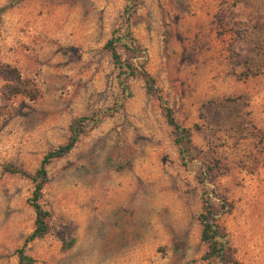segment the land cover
Masks as SVG:
<instances>
[{"label": "rangeland", "instance_id": "rangeland-1", "mask_svg": "<svg viewBox=\"0 0 264 264\" xmlns=\"http://www.w3.org/2000/svg\"><path fill=\"white\" fill-rule=\"evenodd\" d=\"M126 4L0 0V65L34 96L9 95L0 77V264H17L34 217L32 182L2 166L33 175L79 117L99 119L45 166L38 202L48 229L23 248L33 264H264V0H135L126 23L133 62L161 100L128 77L115 110L117 70L103 44L125 29ZM163 102L196 148L185 167ZM203 186L231 203L219 217L221 259H203Z\"/></svg>", "mask_w": 264, "mask_h": 264}, {"label": "trees", "instance_id": "trees-1", "mask_svg": "<svg viewBox=\"0 0 264 264\" xmlns=\"http://www.w3.org/2000/svg\"><path fill=\"white\" fill-rule=\"evenodd\" d=\"M134 1L135 0H126L127 4L123 9L125 29H123L120 34H116V32L113 31L110 34V37L103 44V49L107 51L112 64L117 70L116 79L120 92L115 102V107L113 108L115 110L121 106L122 101L129 95L128 88L125 84V80L128 77H139L143 82L145 91L149 94L156 95L157 99L161 100L160 94L155 87L154 79L144 70L142 65H137L133 62V59L137 57L136 54L139 52L137 47L133 45L134 41L127 29L126 23L134 11ZM117 45L122 46L125 50L131 53V56L127 60H122L120 58L119 54L116 52ZM0 77L6 82L5 88H7V93L9 95L13 96L22 94L26 98H34L33 95L27 94L29 93V88L26 83L28 82L20 78V75L15 68L10 67L9 65H0ZM162 110L167 124L172 128L174 136L173 143L177 148L180 163L185 167L193 161L196 151V148L189 143V130L179 126L174 121L171 115V110L164 102ZM106 113L108 112L102 111L99 116L106 115ZM98 119L99 118L96 117H79L71 120L68 125V137L66 141L63 144L58 145L56 148L49 150L42 156L39 166L33 175L11 164L2 166V173L27 178L33 184V188L28 199V206L31 208L34 215L32 222L33 227L30 233L24 238L22 245L14 251L17 264H33V259L24 253L23 248L26 243L41 238L48 229L47 219L49 217V212L43 209L38 202L41 187L46 180L45 166L52 160L60 158L64 154L68 153L76 143L78 136L85 132V129L93 126ZM215 167V163L204 164L202 177L207 183H211L213 169ZM203 187L205 188H203L200 194V212L198 214V223L200 226L199 238L207 248L206 253L203 255V259H221L222 252L225 249H228V244L226 232L224 230V226H222L219 222V217L230 212L231 203L223 199H217L212 188H208L207 186ZM227 261L230 264H237V262L230 258H228Z\"/></svg>", "mask_w": 264, "mask_h": 264}]
</instances>
